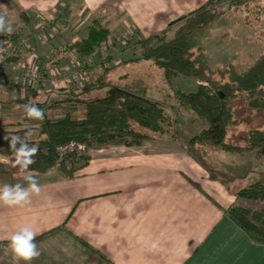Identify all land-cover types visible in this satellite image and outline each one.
I'll list each match as a JSON object with an SVG mask.
<instances>
[{
    "label": "crops",
    "instance_id": "0c3cea01",
    "mask_svg": "<svg viewBox=\"0 0 264 264\" xmlns=\"http://www.w3.org/2000/svg\"><path fill=\"white\" fill-rule=\"evenodd\" d=\"M207 1L0 0V14H6L12 33L29 41L28 48L18 50L10 62L21 64L34 56L39 65L49 69L67 60L70 52L63 54L62 48L85 39L95 21L108 30L114 45L129 34L134 44L163 31L169 41L180 24L175 22ZM226 15L215 23L225 20ZM38 24L53 29L55 36L36 43L30 32ZM7 35L0 34V46ZM217 43L223 45L224 41ZM196 46L207 54L211 45L198 46L196 42ZM108 54L113 62L129 56L116 55V51ZM133 54L135 57V50ZM39 58L50 62L43 65ZM232 62L236 63L235 59ZM6 79L0 81V187L18 183L27 187L24 176L32 175L41 191L24 206L0 202V264H25L15 257L7 238L24 226L36 233L35 243L41 251L31 264H264V245L252 241L225 214L238 205L228 183L208 175L202 160L196 161L187 153L182 143L188 139L182 136L175 141L166 139L168 135L152 136L139 147L113 144L90 150L87 163L70 178L56 166L44 173L21 171L15 155L5 152V142L14 136L35 138L42 123V119L29 118L24 106L38 104L47 116L69 113L82 118L83 102L94 98L89 91L38 96ZM188 79L177 76L170 87L176 91V83L185 84ZM192 81L197 88L199 83ZM107 85L103 90L111 86L110 81ZM71 92L77 94L73 97L77 101L66 102ZM185 113L190 120V113ZM181 122L177 118L178 133L184 132L179 130ZM229 154L221 153V158L232 163L246 158L249 167L264 166V157L257 151ZM246 174L248 177L251 172L230 180ZM258 182L264 186V169Z\"/></svg>",
    "mask_w": 264,
    "mask_h": 264
},
{
    "label": "trees",
    "instance_id": "16d2710c",
    "mask_svg": "<svg viewBox=\"0 0 264 264\" xmlns=\"http://www.w3.org/2000/svg\"><path fill=\"white\" fill-rule=\"evenodd\" d=\"M251 1L208 0L198 10L175 22L182 24L175 30L171 40L166 41L163 38L166 35V31H163L137 42L141 49L139 59L151 61L158 67L162 71L163 82L168 87L177 76L193 78L199 82L195 91H176L174 95L178 109L191 113L208 125L207 129L185 144L187 153L196 161H199L196 149L204 145L216 146L226 152L257 151L258 155L264 157V130L249 131L247 144L243 148L225 143L226 130L234 122L231 102L238 95L244 97L247 108L264 112V54L243 72H238L232 65L211 70L207 55L195 42L197 36L203 34L223 14L246 8ZM108 34V30L95 21L85 39L76 41L61 51L66 54L75 50L79 55L87 56L97 49ZM104 87V84L97 86L99 89ZM67 97L66 102L77 101L73 98L77 97L75 93L71 92ZM83 106L82 118L69 113L60 117L44 114L37 136L26 139L30 146H38L35 163L30 165L29 170L44 173L58 165L61 174L70 178L88 160L85 156L76 155L80 153V147L88 149L113 144L139 147L143 142L152 139L147 131L160 136L174 122L162 105L113 86L105 90L103 97L85 101ZM175 140L171 135V141ZM10 142L11 139L5 142L4 150L7 155L13 156L15 152ZM68 143H74L77 150L65 156V160L57 162V148ZM232 195L236 200L264 203V186L255 182L232 192ZM225 214L252 241L264 245V209L254 212L248 208L232 206Z\"/></svg>",
    "mask_w": 264,
    "mask_h": 264
},
{
    "label": "rangeland",
    "instance_id": "374dc122",
    "mask_svg": "<svg viewBox=\"0 0 264 264\" xmlns=\"http://www.w3.org/2000/svg\"><path fill=\"white\" fill-rule=\"evenodd\" d=\"M246 6L247 7L243 9L226 12L225 15H227L225 20L220 23H214L213 26L211 25L212 27L210 26L211 28L209 27L203 34L197 36L195 42H197L198 46H204L206 44L211 45L210 47L207 46L209 52L207 54L205 53L209 60V68L211 70H214L215 68L224 69L229 65H233L238 72H243L251 63H253V61H255L260 55L264 54V0H252ZM180 24L182 23L180 22ZM38 26L39 24L35 27H31L32 29L30 32L36 43L40 40L39 32L36 30L39 28ZM12 34H14L16 40L23 37V35L18 36L16 33ZM163 38L165 39V36ZM219 39H223V45L217 43ZM122 41L123 38L120 43L118 41V48L117 42L114 45L113 40L107 36V38L97 46V49L87 56H81L75 50L68 51L70 53L73 52L72 57L79 62L88 80L76 79L72 86L53 92L74 91L76 93H85L86 91H89L91 92V97L95 99L103 97L105 94V90H103L104 88L99 89L96 87L99 84H104L106 86L107 82L110 81V84L113 87L134 92L146 99L158 102L162 105L169 118L172 122L174 121L171 128H166V132L162 135L160 134L162 137L168 135V137H166L168 140H171V135H173L176 140L182 136L184 139H188L186 142L182 143L186 144L192 137L198 136L202 131L207 129L208 125L197 119L191 113V119L189 120L185 113L187 111L178 109L174 100L176 91L191 92L196 90L195 82L192 81L193 78L188 79L189 81L185 84L180 83V81L176 83L177 86L175 87L177 90L175 91L173 87H168L163 82L162 71L158 67H156L151 61H145L138 58L141 57V49L136 42H134V44H129L126 48H122ZM229 42H232L230 49ZM103 45L107 46V51L105 52H102L100 49ZM115 48L117 50H115ZM222 48L226 50L229 49V51L223 52L222 50L224 49ZM127 50H129L130 53H127L129 56H127V59L124 61L123 59H116L115 62H113L114 59H111L113 56L109 54L108 56L106 55L108 51H116V55L119 52L120 54L118 55L122 56ZM134 50L135 57L137 56V58L134 57ZM220 51H222L223 54H221ZM10 55L13 56V54ZM20 55L23 56V54ZM5 57L7 56L4 55V58ZM11 57L5 61L6 65L12 60ZM133 58L136 61H134ZM234 59L236 63L232 62ZM39 60H41L40 63L43 65H48L50 62L44 58H39ZM66 61H68V58ZM117 61L120 63L116 64ZM105 62L107 65H111L110 63L113 62V65L105 68L103 67ZM179 80L182 81L185 79L180 78ZM36 95L44 96L48 94ZM91 97L89 96V99ZM245 104L246 100L241 95H238L237 98L231 102L232 111L234 113V122L228 126L225 138L227 144L242 148L247 144V134L249 131L264 130V112L247 108ZM35 105L38 106V104ZM58 109L65 110V112L67 111L66 107H58ZM177 118L182 119L183 122L179 124V130L184 132L178 133L175 130ZM181 125H183V128H181ZM147 133L150 136H158L157 134L148 131ZM182 133L184 135H182ZM102 147H92L88 149L80 147V153H76V155L88 158L90 150ZM196 150V157L202 160L205 169L209 173L208 175L212 179L219 180L221 183H228L227 187L230 192H236L240 188L248 186L250 183L258 182L259 176L264 169V166L249 167L250 165L247 164L246 158L244 159L245 161H239L238 163H232L230 160L227 161L226 159L221 158V153L228 154V156L232 154H229L230 152L223 151L216 146L204 145ZM234 153L236 154V152ZM69 155L70 154H67L66 156ZM59 159L60 158L58 157L57 162H59ZM65 159L66 157L63 158V160ZM56 167L59 168L58 165H56ZM246 171L251 172L250 176L247 177L246 174L245 177L235 179L234 181L230 180L234 175H242ZM237 202L238 205L236 206L248 208L254 212L264 209L263 202H248L242 199L237 200Z\"/></svg>",
    "mask_w": 264,
    "mask_h": 264
},
{
    "label": "built area",
    "instance_id": "2783aa9c",
    "mask_svg": "<svg viewBox=\"0 0 264 264\" xmlns=\"http://www.w3.org/2000/svg\"><path fill=\"white\" fill-rule=\"evenodd\" d=\"M38 27L36 29L39 32L40 40L38 41H48L55 36L53 29L47 30L44 26L40 25ZM133 40L132 34L126 35L121 42L122 48H126L129 44H132ZM28 42L27 38L16 40L14 34L7 35L0 46V81L2 77H4V80H7L6 78L8 77V81L16 87L32 90L36 94H50L53 91L72 86L76 79L88 80L79 62L72 57V53L68 54V61L49 67V69L39 65L34 56H30L21 64L10 62L6 65L5 61L12 56L10 54H15L20 49H27L29 46ZM106 48L107 46L103 45L100 49L102 52H105L107 51ZM4 55L7 57L4 58ZM118 63L120 62L117 61L116 64ZM103 66L106 67V62ZM76 150L77 146L73 143H68L57 148L59 160H62L67 154H72Z\"/></svg>",
    "mask_w": 264,
    "mask_h": 264
},
{
    "label": "clouds",
    "instance_id": "9594fccd",
    "mask_svg": "<svg viewBox=\"0 0 264 264\" xmlns=\"http://www.w3.org/2000/svg\"><path fill=\"white\" fill-rule=\"evenodd\" d=\"M13 28L6 19V14H0V34H11ZM27 115L31 119H43L44 113L35 104L24 106ZM11 147L15 152V163L21 171L27 172L30 165L35 163V156L38 153V146H30L27 140L21 137H12ZM19 145V147H17ZM27 187L21 184L8 185L0 187V202L8 206H24L30 203L33 194L39 195L41 187L38 180L32 175H25ZM10 241V247L18 260L25 261V264H31L41 255L36 240V233L28 226L21 227L16 232L7 237Z\"/></svg>",
    "mask_w": 264,
    "mask_h": 264
}]
</instances>
